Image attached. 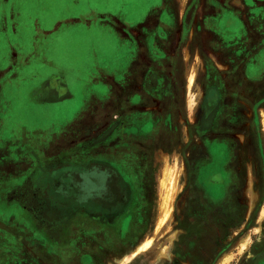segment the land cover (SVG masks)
Segmentation results:
<instances>
[{
  "label": "rangeland",
  "instance_id": "obj_1",
  "mask_svg": "<svg viewBox=\"0 0 264 264\" xmlns=\"http://www.w3.org/2000/svg\"><path fill=\"white\" fill-rule=\"evenodd\" d=\"M160 1L86 0L81 6L95 2L100 8L129 15L131 22L145 15L155 22L161 9H153L161 5ZM165 1L168 8L163 12L176 19L177 9L171 7V0ZM189 2L188 9L180 14L179 25L167 22L160 26L170 38L156 42L158 52L154 54L162 63L178 67V85L155 106L160 132L149 141L175 152L170 157L161 154L164 164H115L128 182L130 201L124 210L134 208L132 223L140 218L136 232L140 242L125 250L93 249L98 258L93 264H264V0ZM50 15L45 23L52 19ZM176 34L179 41L174 38ZM55 36L58 39L48 38L52 40L50 55L48 43L46 54L22 45V49L14 47L6 59L7 44L0 34V112L8 114V122L0 123V131L7 123L3 136L11 139L5 143L0 136V194L4 197L0 210L12 211L7 219L0 218V225L17 227L25 241L2 236L0 264H85L82 250L47 245L42 237L45 234L36 231L43 228L39 220L63 213L55 199L57 194L58 200L63 199L60 191L67 188L64 182L76 186L81 181L76 171L84 180L96 174L91 168L86 171L75 166L79 164H67L75 153L65 152L56 135L48 143L50 137L44 138L43 130L55 126L53 133L58 135L62 126L83 109L87 95L95 91L93 85L86 87L82 81L86 73L77 71L78 55L92 46L97 54L107 55L110 46L105 39L96 41L88 29L75 23L67 24ZM94 40L97 44L93 45ZM55 52L62 56L67 88L74 96L71 107L67 101L48 103L49 96L54 99L61 95L59 90L42 93L49 75L60 74ZM152 53L148 51L149 59ZM44 57L52 59L51 67L44 63ZM186 67L190 68L191 121L195 112H201L200 123L193 130L194 140L183 119L187 108L182 89ZM202 88L205 97L213 94L208 104L205 97L199 104ZM132 113L138 122L144 121V113ZM169 117L168 124L159 122ZM182 125L185 128L181 129ZM11 158L13 162H7ZM64 175L67 178L61 179L62 185L56 179ZM98 196L90 185L85 197ZM88 207L94 208L93 202ZM28 215L41 236L36 241L23 232L29 230Z\"/></svg>",
  "mask_w": 264,
  "mask_h": 264
},
{
  "label": "crops",
  "instance_id": "obj_2",
  "mask_svg": "<svg viewBox=\"0 0 264 264\" xmlns=\"http://www.w3.org/2000/svg\"><path fill=\"white\" fill-rule=\"evenodd\" d=\"M189 1H169L171 7L178 11L176 19L163 12L168 8V2L161 0V5L155 6L153 9V11L161 9L160 16L155 22L146 15L142 20L131 22L129 15L100 8L95 2H88L89 7H82L81 5H86V0H63V2L0 0V34L5 38L3 40L7 44L6 59L12 54L14 47L20 49L22 45L27 50L46 54L45 44L48 43L47 49L50 51V55L52 40L50 42L48 38L58 39L55 34L69 23L83 25L96 36V41L99 38L105 39L110 46L107 55L97 54V50L93 46L86 53L78 55L77 71L86 73L82 77V81L87 83L86 87L93 85L94 89L93 87L91 89L95 91L87 95L83 109L77 113V117L72 122L62 126L58 135L53 133L55 126L43 130L44 138L50 137L48 143L56 135L60 138V142L64 143L65 152L75 153L72 161L67 164H79L75 166L86 171H89L87 168H91L90 171L99 169L94 173L102 170L101 178L107 175L106 182L97 190L99 196L86 198L85 195L87 196L90 185L92 189H96L94 184L96 178H88V182L81 178L82 175L79 174V171H76L75 173L80 175L78 179L81 181L74 187L69 183L67 186V183L64 182L67 188H64V192L60 191L63 199L58 200L59 194L55 199L64 208L61 211L63 213L49 214L46 220H39L43 225L49 224L52 230L58 231V237L61 240L57 241L58 248L70 247L78 252L82 250L80 255L85 264L97 262L95 251L104 248L125 250L140 242L138 233L136 235L140 218L132 223L130 219L134 215V208L124 210L130 201L128 182L115 164H164L161 154H167L170 157L175 152L168 150L162 144L158 145L149 141L160 132L155 106L162 103L165 93L168 94L170 91L172 93L178 85L175 78L178 67L175 64L162 63L160 56L154 54L158 52L155 48L156 42H165L170 38V34L164 32L160 26L167 22V24L176 23L179 25L181 23L180 14L188 9ZM119 8L124 10V6H119ZM47 13L51 14L50 18L52 19L45 23L48 17ZM73 13H77V15L74 16ZM57 14H60V17H56ZM33 22L38 25L37 28L33 26ZM154 26L157 27L154 29ZM174 38L179 41L180 35L176 34ZM96 41H93V45L97 44ZM30 46L31 49H29ZM152 50L153 53L150 56L152 59H149L147 54ZM27 55H29V51ZM54 55L59 59V64L56 66L59 67L60 74L49 75L48 82L42 87L44 89L42 93L51 92L54 94L56 90H59L61 95L54 99L49 96L48 103L67 101L68 107H71L73 105L71 100L74 99V96L69 93L67 88L62 56L57 55L56 52ZM43 61L49 67L53 64L52 59L47 57H44ZM189 69L186 67L183 71L182 89L185 91L187 107L183 119L186 121L190 139L194 140L193 130L200 123L201 112H195L194 120L191 121L188 107L187 72ZM202 90H204L201 92L203 97L199 104H202L206 94L205 89L202 88ZM148 103L154 105H148ZM132 112L144 113V121L138 122L136 115L133 116ZM72 113H66L65 117ZM0 114L4 113L0 112ZM6 115L8 114L3 115L0 123L1 121L8 122ZM170 119V117L161 118L159 122L163 121L168 124ZM5 126L1 129L3 132L0 131V136L4 135V130L7 131V123ZM183 127L185 128L182 125L181 129ZM4 138L5 143L11 140L7 137ZM13 150V148L10 149L11 154H13ZM9 161L13 162L12 158L7 160V162ZM87 164L92 165L87 167ZM113 169L119 173L118 176L113 175ZM65 178H67L66 175L61 176L58 181L61 182V179ZM52 182L54 183V181ZM61 183L63 185V182ZM1 195L0 200H4ZM90 202H93L94 208L88 209ZM8 213H12V211L0 210V218L7 219ZM116 213L118 214L115 217ZM28 216L26 222L29 230L26 229L23 232L28 234L30 240L36 241L37 237L41 238L36 232L40 234L44 232L42 229H37L35 232L34 223L29 220L30 216ZM139 216H142L141 212ZM16 228L15 226L0 225V242L2 236H6L9 240L16 241L17 238L18 241H24V235H20V230ZM124 232L127 233L123 234ZM42 237L44 243L49 245L50 241L46 237ZM50 240L53 239L50 238ZM93 249H95L94 252Z\"/></svg>",
  "mask_w": 264,
  "mask_h": 264
},
{
  "label": "flooded vegetation",
  "instance_id": "obj_3",
  "mask_svg": "<svg viewBox=\"0 0 264 264\" xmlns=\"http://www.w3.org/2000/svg\"><path fill=\"white\" fill-rule=\"evenodd\" d=\"M163 1H165V0H163ZM165 2H167V1H165ZM212 96H213L212 92H211V94L210 93L207 94V96L205 97L206 98V100H205L206 104L211 102ZM208 150H209V153L213 155V152L211 151V146H209ZM214 159H215V157H214ZM96 170H99V169H95V171ZM102 173H103L102 170H100V172H98V173H95L96 174L95 178L98 179L101 176ZM134 213H135V211H134ZM133 218H134V216H132V219H130V222L133 220ZM42 230L44 232L43 234H45L46 238L50 241V244L55 245V246L59 245L57 243V241H61V240L58 237V235H59L58 231L55 232L54 230H52V228H51V226L49 224L43 225ZM52 231L55 232V233H53ZM50 238L53 239V240H50Z\"/></svg>",
  "mask_w": 264,
  "mask_h": 264
},
{
  "label": "water",
  "instance_id": "obj_4",
  "mask_svg": "<svg viewBox=\"0 0 264 264\" xmlns=\"http://www.w3.org/2000/svg\"><path fill=\"white\" fill-rule=\"evenodd\" d=\"M111 172V171H110ZM107 180V175H104L100 181H95L94 184H95V187L96 189L98 190L99 187H101ZM56 181H58V179H56ZM60 191V190H59Z\"/></svg>",
  "mask_w": 264,
  "mask_h": 264
},
{
  "label": "bare ground",
  "instance_id": "obj_5",
  "mask_svg": "<svg viewBox=\"0 0 264 264\" xmlns=\"http://www.w3.org/2000/svg\"><path fill=\"white\" fill-rule=\"evenodd\" d=\"M193 76H194V75H193ZM190 78H191V76H190ZM192 78H193V77H192ZM192 78H191V79H192ZM192 98H193V97H192ZM191 101H192V99H191ZM190 105H191V104H190ZM176 172H177V171H176ZM174 173H175V172H174ZM174 176H175V175H174ZM174 178H175V177H174ZM174 180H175V179H174ZM174 180H173V181H174ZM161 183H162V181H161ZM161 183H160V184H161ZM173 190H174V188H173ZM173 190H172V191H173ZM171 194H172V193H171ZM172 198H173V197H172ZM171 204H172V203H171ZM168 206H169V205H168ZM170 208H171V206H170ZM166 211H167V210H166ZM166 211H165V212H166ZM158 212H159V211H158ZM166 213H167V212H166ZM164 217H167V216L164 215ZM164 217H163V218H164ZM165 219H166V218H165ZM165 222H166V221H165Z\"/></svg>",
  "mask_w": 264,
  "mask_h": 264
},
{
  "label": "trees",
  "instance_id": "obj_6",
  "mask_svg": "<svg viewBox=\"0 0 264 264\" xmlns=\"http://www.w3.org/2000/svg\"><path fill=\"white\" fill-rule=\"evenodd\" d=\"M111 171V170H110ZM112 172H113V175L115 174V176H118L119 175V173H117V171L116 170H112Z\"/></svg>",
  "mask_w": 264,
  "mask_h": 264
}]
</instances>
